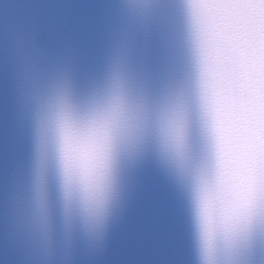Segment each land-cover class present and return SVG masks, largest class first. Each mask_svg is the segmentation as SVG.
Instances as JSON below:
<instances>
[{
	"label": "clouds",
	"instance_id": "9594fccd",
	"mask_svg": "<svg viewBox=\"0 0 264 264\" xmlns=\"http://www.w3.org/2000/svg\"><path fill=\"white\" fill-rule=\"evenodd\" d=\"M161 3L124 0L142 21ZM180 4L189 69L159 91L138 73L129 43L86 81L61 64L31 90L28 201L47 219L53 178L66 235L78 224L99 245L151 157L186 199L196 264H254L264 246V36L209 22L198 0Z\"/></svg>",
	"mask_w": 264,
	"mask_h": 264
},
{
	"label": "water",
	"instance_id": "95a60500",
	"mask_svg": "<svg viewBox=\"0 0 264 264\" xmlns=\"http://www.w3.org/2000/svg\"><path fill=\"white\" fill-rule=\"evenodd\" d=\"M244 24L256 34L246 20ZM130 44L138 73L159 91L189 69L185 17L180 0H162L142 21L124 0H0V264H129L124 238L116 231L103 253L94 252L79 228L65 233L57 189L46 245L18 219V204H29L32 126L17 73L36 59L69 64L81 82L102 73L109 54ZM192 137L198 139L195 114ZM142 214H163L162 233L150 235L138 264H196L187 203L172 179L151 157L132 182ZM254 264H264V246Z\"/></svg>",
	"mask_w": 264,
	"mask_h": 264
},
{
	"label": "snow or ice",
	"instance_id": "6c2138e0",
	"mask_svg": "<svg viewBox=\"0 0 264 264\" xmlns=\"http://www.w3.org/2000/svg\"><path fill=\"white\" fill-rule=\"evenodd\" d=\"M200 11L209 22L235 24L246 20L261 36H264V0H198ZM55 66L45 59L28 62L17 73V81L23 86L24 101L28 106L31 90L39 84ZM56 204L49 193L48 216H38L30 204H18L17 216L25 222L42 240L50 233ZM166 220L163 214H142L137 190L133 183L127 184L122 191L118 205L113 211L104 240L99 245L89 244L96 253H103L114 232L124 238L129 264H138L144 241L150 235L163 232ZM79 228L73 226V231Z\"/></svg>",
	"mask_w": 264,
	"mask_h": 264
}]
</instances>
